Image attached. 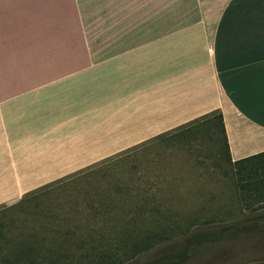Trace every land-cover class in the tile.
I'll use <instances>...</instances> for the list:
<instances>
[{"label":"crops","instance_id":"obj_1","mask_svg":"<svg viewBox=\"0 0 264 264\" xmlns=\"http://www.w3.org/2000/svg\"><path fill=\"white\" fill-rule=\"evenodd\" d=\"M215 110L235 170L264 152V0H0V204ZM243 165L217 264H264Z\"/></svg>","mask_w":264,"mask_h":264},{"label":"trees","instance_id":"obj_2","mask_svg":"<svg viewBox=\"0 0 264 264\" xmlns=\"http://www.w3.org/2000/svg\"><path fill=\"white\" fill-rule=\"evenodd\" d=\"M188 124L217 129L226 145L230 160L222 114L219 110ZM111 157L25 193V197L18 203L32 201L49 193L52 188L57 190V185L67 178L77 176L85 169L96 170L98 173L89 180L88 190L81 201L77 198H70L68 201L67 198L71 194L66 195L64 192L66 198L58 197L55 203L51 200L47 203H33L31 212L40 215V218L28 220L25 225L28 233L10 240V248L3 249L4 246L0 243V264H125L145 253L146 258L143 261L135 259L136 261H130V264H184L194 257L200 248L205 250L206 242L210 245L230 236L231 232L227 231V227L203 229L183 238L172 249L154 248L157 244L171 239L167 233L173 228L182 231L186 225H196L198 221L180 213L170 216L167 205L161 200L158 201L155 195L147 193L146 185L142 186L147 183L146 179L138 177V181L130 187L120 180L121 176L128 174L126 170L123 172L124 168L99 170L98 168L103 167ZM263 159L264 152H260L234 162L241 191L246 190L250 184L247 168L243 163ZM258 170L261 169L255 168V172L250 174L252 177L255 174L261 180L262 174L257 175ZM132 188H136L137 192L132 193ZM138 192H143V195L137 194ZM125 199L127 201L124 203ZM53 204L58 209L56 216L53 213L46 214L41 206L49 207ZM59 211L63 213L61 216H58ZM83 215L89 216L90 220L94 219L95 223L93 226L87 225L85 234L77 235L76 223ZM70 239L73 241L67 243ZM4 244L7 246L8 241ZM127 248H130V251Z\"/></svg>","mask_w":264,"mask_h":264},{"label":"rangeland","instance_id":"obj_3","mask_svg":"<svg viewBox=\"0 0 264 264\" xmlns=\"http://www.w3.org/2000/svg\"><path fill=\"white\" fill-rule=\"evenodd\" d=\"M106 163L98 169L105 171L124 168L123 172L126 170L128 174L121 176L120 180L130 187L138 181V177L146 179L147 183H143L142 186L146 185L147 193L155 195L158 201L161 200L167 205L170 216L180 213L185 217L197 219L196 225H186L182 231L175 228L170 230L167 236L171 239L157 244L154 247L157 249L162 247L172 249L183 238L196 231L224 227L226 224L224 209L228 207V200L225 198L228 194L240 190L237 170L229 162L227 148L219 132L215 128L205 129L198 124L184 125L158 135L133 149L112 155ZM96 174H98L96 170L85 169L77 176L67 178L62 184L57 185V190L52 188L49 193L38 196L32 201L18 203L25 197L23 195L12 203L0 204V237H2L0 243L3 244V249L10 248V240L18 239L28 233L25 226L28 220L34 217L40 218V215L38 217L33 211L31 212L33 203H47L49 200L55 203L58 197L66 198L64 192L66 195L71 194L67 198L68 201L70 198L81 201L85 191L88 190L89 180ZM131 192L136 193L137 189L132 188ZM137 194L143 195V192ZM126 201L127 199L124 203ZM54 205L41 206L44 207L42 209L46 214L53 213L56 216L58 209ZM62 214L61 211L58 212V216ZM94 223V219L90 220L89 216H81L80 221L76 223L77 235L85 234L87 225L93 226ZM6 240L7 246L4 244ZM71 241L73 239L68 240L67 243ZM187 243L192 244L188 241ZM85 244L88 245L87 242ZM127 250L130 251V248ZM245 250L242 247H218L216 242L210 245L206 242L205 250L200 248L195 256L184 264H217L216 256H226L230 259L231 255H238ZM145 254L130 261L136 259L141 262L146 258ZM130 261L125 264H130ZM226 264H229L228 261Z\"/></svg>","mask_w":264,"mask_h":264}]
</instances>
